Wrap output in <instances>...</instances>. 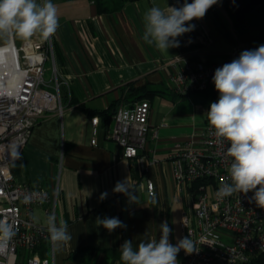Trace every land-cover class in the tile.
Instances as JSON below:
<instances>
[{
  "label": "crops",
  "instance_id": "crops-1",
  "mask_svg": "<svg viewBox=\"0 0 264 264\" xmlns=\"http://www.w3.org/2000/svg\"><path fill=\"white\" fill-rule=\"evenodd\" d=\"M52 2L59 18L55 51L66 80L62 86L65 108L62 114H47L33 127L21 158L11 165L18 182L50 191L59 187L57 222L68 224L72 239L61 251L45 240V257L52 264H121L122 243L130 240L135 248L140 240H158L164 221L172 229L169 240L175 245L182 239L184 195L176 191L169 153L176 140L199 133L208 123L212 95L175 94L167 83L172 71L168 62L178 55L205 62L237 59L247 49L240 41L235 16L218 1L202 19L189 22L195 28L177 38L179 47L162 52L142 40L143 16L153 0L127 2L114 12H100L94 0ZM156 2L178 8L184 0ZM33 37L41 39L38 34ZM128 84L158 91L150 99L146 170L135 159L121 157L117 143L107 137V129L115 124L113 115L107 121L99 116L98 144L91 143V118L114 103L111 113L129 105L120 101ZM125 179L139 204L113 192L116 183ZM149 180L155 184V196L148 191ZM105 192L108 195L101 200ZM47 208L34 210L35 219L43 225L50 215ZM97 217H117L127 227L109 233L96 225ZM177 260L183 263L182 251Z\"/></svg>",
  "mask_w": 264,
  "mask_h": 264
},
{
  "label": "built area",
  "instance_id": "built-area-1",
  "mask_svg": "<svg viewBox=\"0 0 264 264\" xmlns=\"http://www.w3.org/2000/svg\"><path fill=\"white\" fill-rule=\"evenodd\" d=\"M55 41L54 34L47 41L32 37L18 46L11 35L0 45V218L6 217L16 230L8 249L0 253V264H52L38 252L42 242L50 239L34 210L48 206L46 212L57 217L59 187L50 191L16 181L11 146H17L22 156L33 127L47 114L64 111L62 86L66 80L58 65ZM230 62L178 55L168 62L172 71L167 83L182 97L209 92L212 103L219 98L212 81L214 72ZM150 111L149 99L120 105L113 114L114 126L106 132L119 146L120 156L135 159L142 170H146ZM90 121L91 143L97 145L101 119L94 116ZM227 147V142L216 141L208 123L171 147L175 188L187 201L182 208V238L190 235L198 249L190 255L181 250L182 264H241L264 251V209L249 203L253 192L223 199L216 196L222 184L231 182L232 158L226 155ZM147 188L155 196L152 180Z\"/></svg>",
  "mask_w": 264,
  "mask_h": 264
},
{
  "label": "clouds",
  "instance_id": "clouds-1",
  "mask_svg": "<svg viewBox=\"0 0 264 264\" xmlns=\"http://www.w3.org/2000/svg\"><path fill=\"white\" fill-rule=\"evenodd\" d=\"M217 2L192 0L188 3L184 0L177 8L166 3L162 6L153 0L143 16L142 40L162 52L179 47L177 38L195 28L189 22L202 19ZM58 27L57 8L52 0H42V3L0 0V37L15 35L27 41L38 34L47 41ZM212 81L219 98L210 104L207 121L216 141L227 142L226 155L232 158L228 169L231 182L222 184L216 196L223 199L234 193L253 192L249 203L264 209V45L242 51L237 59L217 68ZM11 155L14 160L21 158L17 146H11ZM113 192L122 193L130 203L139 204L137 193L129 187L127 179L118 181ZM107 195V192L102 193L100 199ZM45 225L53 249L61 251L72 239L68 224L64 221L58 224L56 215L50 214ZM96 225L109 233L127 227L117 217H97ZM159 226L158 240H140L135 248L130 240L122 243L120 259L123 264H179L177 256L181 250L188 255L198 251L190 235L174 245L169 240L172 229L168 222ZM15 236L14 224L6 217L0 218V253L8 249Z\"/></svg>",
  "mask_w": 264,
  "mask_h": 264
},
{
  "label": "trees",
  "instance_id": "trees-1",
  "mask_svg": "<svg viewBox=\"0 0 264 264\" xmlns=\"http://www.w3.org/2000/svg\"><path fill=\"white\" fill-rule=\"evenodd\" d=\"M97 4L98 10L100 12H114L122 9L125 3L132 2L136 0H94ZM229 8V7H228ZM232 12V10L229 8ZM234 15V13L232 12ZM236 27L238 30L240 41L246 46L247 50L256 49L260 45H264V5L252 13L247 19L242 22L236 21ZM56 53V51H55ZM57 57V53H56ZM231 61V57H229ZM126 95L122 97L121 100L127 102H134L141 99H151L158 92L155 89H150L147 85L140 87H135L132 84H128L123 90ZM117 103L111 105L110 109L104 110L98 113V116H103L106 121L114 114L111 113L112 108L116 106ZM96 250H92L95 252ZM38 252L42 257L47 254V247L45 245V240L41 244ZM123 264V261H121ZM241 264H264V251L253 256L249 261Z\"/></svg>",
  "mask_w": 264,
  "mask_h": 264
},
{
  "label": "water",
  "instance_id": "water-1",
  "mask_svg": "<svg viewBox=\"0 0 264 264\" xmlns=\"http://www.w3.org/2000/svg\"><path fill=\"white\" fill-rule=\"evenodd\" d=\"M234 13L237 22L247 19L252 13L264 5V0H218Z\"/></svg>",
  "mask_w": 264,
  "mask_h": 264
},
{
  "label": "rangeland",
  "instance_id": "rangeland-1",
  "mask_svg": "<svg viewBox=\"0 0 264 264\" xmlns=\"http://www.w3.org/2000/svg\"><path fill=\"white\" fill-rule=\"evenodd\" d=\"M38 2V1H37ZM15 36V35H14ZM15 39H16V43H17V45H19V44H22L23 43V40H21L20 38H18V37H16L15 36ZM8 41V36H3V37H0V44H3V43H6ZM47 79L50 77V74H49V72H47L46 73V76H45ZM182 203L184 204V205H187V201H186V199H185V196H184V198L182 197ZM177 201V200H176ZM174 202V205L176 206L177 205V202ZM176 222H178V220H180V214H179V212H177V214H176Z\"/></svg>",
  "mask_w": 264,
  "mask_h": 264
}]
</instances>
